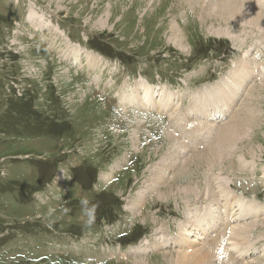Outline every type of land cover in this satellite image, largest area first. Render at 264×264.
Here are the masks:
<instances>
[{"label": "rangeland", "instance_id": "1", "mask_svg": "<svg viewBox=\"0 0 264 264\" xmlns=\"http://www.w3.org/2000/svg\"><path fill=\"white\" fill-rule=\"evenodd\" d=\"M199 1L192 0L190 4L186 0H0V14H3L0 16V105L4 109L10 106L8 111L16 118L19 111L12 107L16 99L6 96L12 88L19 92L28 90L27 95L33 97V109L56 118L60 116L56 128L49 132L43 126L40 132L33 131L25 123L27 119L20 121L23 116L0 124V168L5 171L0 186L7 183L12 187L19 181L33 188L43 187L34 193V199L39 202L34 204L22 183L0 192V264H133L134 259L141 257L151 264H162V256L175 255L177 250L187 249L186 253L192 254L193 250L206 248L218 231L224 229L225 222H230L229 226L254 224L249 245L244 246L245 253L237 254L236 245L229 244L232 241H228L227 247L240 259L238 263L264 264V84L258 86L264 74L245 82L234 102L228 108L223 107L227 110L224 116L194 117L196 111L189 107L197 101L198 90L228 79L229 70L235 69L237 59L245 54V59L238 63L253 75L256 68L251 65L252 56L257 54L254 48L264 36L259 34L261 29L257 31L241 22L224 23L215 17V12L206 19L209 10L199 12L196 6ZM205 1L207 7L216 6V0ZM238 1L264 13V5H258L256 0ZM15 5L19 16L15 14L16 26L10 31L4 21L5 16H14ZM34 15L39 23L44 21L45 29L31 25L29 19ZM21 24L24 26L18 30ZM171 24L180 27L179 41L170 35ZM211 37L220 40L222 50H215L213 43L211 51L205 49ZM92 43L108 56L93 51ZM244 43L249 44L242 49ZM261 52L264 57V48L255 57ZM143 79L174 93L173 104L161 113L152 108L153 112L134 110L128 107L127 100L121 105L116 93H128L139 83L146 85ZM154 86L151 88L158 93ZM169 92H165L166 98L171 97ZM179 95L183 97L178 100ZM212 96L228 97L220 91H214ZM209 99L206 95L203 103ZM248 110L256 116L247 123L240 145L227 154L230 161L223 162L226 167L216 164L206 167L187 161L202 149L199 147H209L218 130L233 115L243 117ZM131 116L144 122L143 127L134 123ZM144 120L148 121L147 127ZM150 126L155 128L157 136L150 135ZM133 128L135 133L131 131ZM206 129L209 134H203ZM138 131L143 134L137 135ZM172 141L176 146L188 143L189 147L177 153ZM252 141L256 143V151L250 154L243 144ZM27 154L29 159H12ZM49 158L60 162L53 181L51 167L45 164ZM169 158L176 161L175 166L159 173L162 165L169 166ZM81 161L94 166V188L108 190L113 194L112 202L120 204V207L110 205L100 216L97 213L91 226L85 225L84 216H77L86 214V210L66 212L54 206V202L48 205L43 198L48 195L53 201L62 199L70 182L69 169ZM177 176H181V183L190 178H187L190 185L179 184L180 189L194 188L196 196L189 195V201L201 197L196 201L198 205L189 207L194 211L187 210L185 188L180 193L162 190ZM152 177L158 180L157 192L166 195L159 194L163 198L156 191L144 192ZM208 177H216L230 189L233 194L230 202L233 196H240L246 203L251 201L260 214L250 211L245 218L228 220L223 213L226 207L222 193L221 202L203 195V190L206 192L208 188ZM242 191L246 192L242 194ZM84 192L92 199L91 194ZM140 197L142 205L131 211L129 205ZM209 206L214 207L217 216L215 227L184 235L181 248L170 241L165 246L152 245L160 227L166 233L169 227L168 236L177 238L179 235L175 233L182 222ZM169 215L175 217V225L168 224L174 222L168 219ZM68 231L71 235L67 242L54 243V239H63L61 232ZM169 243L172 247H167ZM213 264H220V260Z\"/></svg>", "mask_w": 264, "mask_h": 264}, {"label": "bare ground", "instance_id": "2", "mask_svg": "<svg viewBox=\"0 0 264 264\" xmlns=\"http://www.w3.org/2000/svg\"><path fill=\"white\" fill-rule=\"evenodd\" d=\"M186 1H189L190 4H193L192 0H186ZM194 3H196V2H194ZM256 3L258 5L259 4L264 5V0H256ZM207 5H208V3L205 0H201V1H199V4H196L197 9L201 13H204V12L209 10L208 12H206V14H207L206 19L210 18V16L212 17L211 13L215 12V17H217L221 21L223 20L224 23H227V21H230V20H233L236 22H241V23H244L245 25H250L252 27V29H255V30L257 29V31H260L258 29H261L262 31H260V33L259 32L258 33L261 34L260 36H264V13H262L260 10L257 11L250 4H247L244 1L241 2L238 0H216V6L215 7L211 8V6L207 7ZM38 21H39V19H38L37 15H34V17L32 16L29 19V22L31 23V25H35L36 27L38 26V28L40 27V28L45 29L44 28L45 27L44 21L41 23H39ZM170 35L172 36L173 40L179 41L182 38V35L180 32V27L177 25L171 24L170 25ZM250 35H251V33H250ZM256 37H257V35H256ZM248 41H246V42H248ZM248 44L249 43L242 44L241 48L243 49V48L248 47V46H246ZM263 44H264V40H260V43L255 45L254 49L257 50V54L261 48H264V47L260 46ZM78 52L79 51H77V53ZM262 54L263 53L261 52L260 55H258L257 57H255L256 55L252 56V59H254V60L251 63V65H252V67L256 68V71L253 73V75L250 74L249 71L243 69L241 64L238 63L239 60L245 59L244 56H247L245 54L244 56L239 57V59H237L235 69L232 68L231 72L229 70L228 76H227L228 79H224L222 82L212 84V86L207 87L205 89L198 90L197 91L198 95H197V99H196L197 101H195V103H192L189 105L191 110L196 111L194 113V115H195L194 117H196L198 114L201 116L208 115L211 119L214 117L215 114L220 115V116H224L225 111H227L224 108H228L230 103L232 104V102H234V100H235L236 96L238 95V93L240 92V90H242L243 87L245 86V82L249 78L256 77L262 73L264 74V72H263L264 71V57H261ZM257 59L260 60L261 62H259ZM233 73H235L236 75H234ZM261 84L262 85L264 84V78L261 80L260 83H258V86L259 85L261 86ZM151 86H154V85H150L147 82H146V85L139 83L138 85L136 84L135 87H134V85L130 86V87H134L132 90H128L130 88L127 89L130 93L121 91V92H118L116 94H117V97H119V100L122 102L121 105H123L124 101L127 100L128 107L134 108V110H142L144 112L148 109V111L153 112L152 109H154V111H156L157 113H159V112L161 113L163 110L167 109L170 105L173 104V100L176 97V95L174 93L167 91L166 89L162 90L160 87H157V86H154V87H157L159 91H158V93H155V92H157V90L151 88ZM140 87L142 88V90L137 91ZM263 87H264V85H263ZM251 90L256 91L254 87H252ZM214 91H216V92L220 91L222 93H226L228 97H224V96L214 97V96H212L214 94ZM165 92H169L170 93L169 96H171V97L166 98ZM206 95H209L210 99L208 100L209 102L205 104V103H203V101L206 98ZM182 97H183L182 95H179L178 100L181 99ZM253 98H255V97H253ZM140 106L142 108H138ZM247 106H245L244 111L246 110ZM150 108H152V109H150ZM200 111H201V113H199ZM250 112L251 111L246 112L245 116H243V117L241 116L239 118H237V117L235 118L233 115L231 120H229L228 123H225L226 125L218 130L217 135L213 138V140L209 144V147H207L206 149H203L204 148L203 146L199 147L202 149L197 150V152L192 154L190 156V159H188L187 161H189V163L197 164V165H198V163H201V165L204 164V166H206V167H210V165L213 166L214 164H216L217 166L222 165V167H224V165H225V167H226V163L224 164L223 162L230 161V158L227 156V154L229 153V151L231 149H234L236 146L240 145L239 142L246 135L247 123L249 121L253 120V118H255V116H256L255 114H253V112H251V113ZM170 117H171V115H170ZM130 118L132 120H134V123H137V125H139L140 127H143V125L145 124L144 122L140 123V121L133 119V116H131ZM139 118H137V119H139ZM184 119H186V117H184ZM214 119H217V118L214 117ZM144 121L146 122V127H147L148 121H146V120H144ZM198 124L201 125L202 123H198ZM179 125H180V123H179ZM150 127H151L150 135H156L157 136L155 128L153 126H150ZM131 131H133V133L136 132V130L134 128ZM139 131H141V130H139ZM139 131L137 132V135L143 134V133H139ZM185 133H183V134L185 135ZM206 133L207 134L210 133L209 129H206L203 131V134H206ZM144 136H146V135H144ZM176 144L174 143L173 145L176 146ZM255 144L256 143L252 141L246 145L243 144V147H244L245 151H247V153L251 154L252 152H254V150L256 151ZM187 147H189V144L184 142V143H180L178 146H176L174 148V150L176 152L177 151L179 152V150H181L182 148H187ZM172 156H174V155H172ZM175 164H176V161L173 159H170L169 166L162 165L160 167L161 170L159 173H165L166 171H168L169 169L174 167ZM177 174H179V173H177ZM211 176H212V174H211ZM157 177H158V179H160V176L157 175ZM179 177H181V176H179ZM179 177L177 176L178 179H176L174 177L171 181L172 183L165 184L166 187L164 186L165 189H162V190H163V192L174 191L176 193H180L181 190L185 188V191L187 193L185 194L184 197L186 198L185 201H186L187 210L189 212L194 211L195 209H191L189 207L191 205L192 206L198 205L199 203H197V202H199V199L201 197H199V199L195 198L196 200L189 201V198H188L189 195L192 196L194 194L196 196V193H194V188L193 187L191 188L190 186H188V187L183 186V188L180 189V187H182V185H179V184L190 185L191 181L188 180L190 178H188L189 177L188 176L187 177L188 179L186 178L184 180L186 183H183V182L181 183V180L179 181ZM216 177L213 179L211 177L210 178L208 177L209 179L206 182L207 183L206 185H208V188H207L206 192H205V190H203L205 193V194L203 193V195L207 196L208 199H211L214 202L215 201L221 202V199L219 198V194L221 192L222 198L224 200L223 204L226 207V210L231 211V212H229V211L227 212L225 209L223 210V213L227 216L226 218H228V220H231V219L232 220H237V219L239 220L241 217L246 216L248 214V212H250V211L254 212L256 215L260 214V211L258 209H256V206H254V204L252 205L251 201H248L246 203L242 200V197H240V196H237V197L233 196L232 202H230L229 198H230L232 192L230 191V189L225 188L221 182H218ZM157 182H158L157 178L152 177L149 180V182L147 183V185L145 186L144 192H146V191H148V192L149 191H151V192L156 191L157 192V189H155L158 186ZM190 188H191V190H190ZM244 192H246V191H242V194ZM157 194H158V196H159V194L164 195L163 193H160V192L159 193L157 192ZM164 196H166V195H164ZM159 197H162V196H159ZM142 203H143L142 197L135 198L133 200V202L131 203V205H129V209H131V211H133V210H135V207H137L138 205H142ZM231 203H234L235 205H237L238 208H236V209L233 208V206H231L232 205ZM219 206H221V205H219ZM178 216H177V218H178ZM216 217L217 216L215 214V210H214L213 206L204 207L203 211H200L198 214H192V216H190L186 221L182 222V226L178 229V232L175 233V234L179 235V237H177V238L173 235H171V236H173L172 238L168 236V234L170 235V228L169 227H168L167 233H166V230H164L162 227H160L158 229V232H157L158 235H157L155 241H152L153 242L152 245L165 246L170 241V242L175 243V245L177 247L181 248V247H183V244L185 243L184 235H188L189 233H193L196 230L199 232L201 230L200 228H203V231H207V230L215 227L217 225V223L215 221ZM155 218H156V216H155ZM168 219L171 221H174V222H172L173 224L172 223H168V224L175 225V217L174 216L169 215ZM224 222H225V220H224ZM228 223H230V222H227V223L225 222L224 229L221 230V228H220L221 231H218V234H216V236H214V238H212V241L207 243L206 248H203L200 250L199 249L193 250L192 254L186 253L187 249L186 250L185 249L184 250H177L178 253L175 255L171 254V255L162 256L163 263L164 264H213L218 259V260H220V264H249V262L248 263L247 262L246 263H242V262L238 263V262H240L239 261L240 259L238 260L236 258L237 255H236V257H234L232 255L231 250L227 247V243H228V241H232L233 243L232 244L229 243V244L232 246L236 245V247L234 246V248L235 249L238 248V249H236L237 254L239 253L242 255V253H245L247 250H245L244 246H246L249 243V234H251V229H252V226L254 224L253 225H251L252 223L251 224L246 223L245 225L244 224H242V225L233 224L232 226H229ZM206 225H207V227H205ZM160 226H163V225H160ZM191 241H194V238L193 239L191 238ZM167 247H172V243H169ZM139 250H141V249L135 248V251H139ZM233 251H234V249H233ZM234 255H235V253H234ZM243 256H246V255H243ZM220 257H222V258H220ZM238 258H239V255H238ZM229 259H231V261H232L231 263L227 262ZM132 263L133 264H151L150 261L146 260L144 257L136 258L133 260Z\"/></svg>", "mask_w": 264, "mask_h": 264}, {"label": "flooded vegetation", "instance_id": "3", "mask_svg": "<svg viewBox=\"0 0 264 264\" xmlns=\"http://www.w3.org/2000/svg\"><path fill=\"white\" fill-rule=\"evenodd\" d=\"M85 163L81 164L80 166H83ZM79 166V167H80ZM83 170L87 173L88 177H92L93 175V170L90 167H83ZM100 192L96 193V197L98 198V196H100Z\"/></svg>", "mask_w": 264, "mask_h": 264}, {"label": "trees", "instance_id": "4", "mask_svg": "<svg viewBox=\"0 0 264 264\" xmlns=\"http://www.w3.org/2000/svg\"><path fill=\"white\" fill-rule=\"evenodd\" d=\"M97 46H95V48H96ZM101 50H102V48H100ZM103 51V50H102Z\"/></svg>", "mask_w": 264, "mask_h": 264}]
</instances>
